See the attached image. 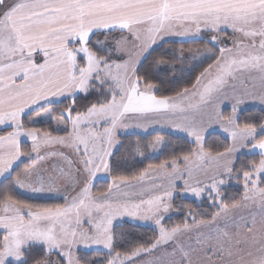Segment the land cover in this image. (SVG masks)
<instances>
[{"label":"snow or ice","instance_id":"snow-or-ice-1","mask_svg":"<svg viewBox=\"0 0 264 264\" xmlns=\"http://www.w3.org/2000/svg\"><path fill=\"white\" fill-rule=\"evenodd\" d=\"M0 264H264V0H0Z\"/></svg>","mask_w":264,"mask_h":264},{"label":"trees","instance_id":"trees-1","mask_svg":"<svg viewBox=\"0 0 264 264\" xmlns=\"http://www.w3.org/2000/svg\"><path fill=\"white\" fill-rule=\"evenodd\" d=\"M189 46V43L180 44L176 43L175 45H172V47L179 49L183 47L184 49ZM249 115L248 112L244 113V116ZM243 119V117H242ZM35 127L40 128H46L47 125H36ZM164 138L166 140L171 141L172 144H176L177 140L175 137H169L165 134ZM157 134H148V135H137L136 133H128L127 135H120L117 139V145L114 149L115 155L112 157V160L115 164L118 165V167H115L113 169V175H124L131 177L133 175L138 174L143 168L147 167L149 163H159L161 160L165 159L169 155V149H164L160 155L153 159H145V160H138L137 155L140 154V152L136 151L137 145L140 146L142 152H145L149 147L148 145L156 138ZM208 142L209 143H217V144H225L226 141L223 140V138L219 135H208ZM111 179V178H109ZM107 187L106 182H98L96 184L95 190H104ZM238 196V193L235 191L234 188H228L227 190V198H231L232 196ZM22 199L25 197H21ZM29 202L33 203H56V202H62L59 199H49V200H38V199H32ZM176 203H180V200L177 199ZM185 204L189 203L188 201L184 202ZM201 210H204L203 208ZM183 218V214H181L179 217L173 215L172 219L170 221H167V223L172 224L178 222L180 219ZM129 230V225L124 224H116L115 231L117 233H120L122 231ZM137 233H143L145 231L148 232V235H151V231L144 227V228H138L135 229Z\"/></svg>","mask_w":264,"mask_h":264},{"label":"rangeland","instance_id":"rangeland-1","mask_svg":"<svg viewBox=\"0 0 264 264\" xmlns=\"http://www.w3.org/2000/svg\"><path fill=\"white\" fill-rule=\"evenodd\" d=\"M198 47H203L202 45H200V44H193V43H189V46H187L186 48H185V51H187V49H189V48H198ZM44 123H37L36 125H43ZM36 125H34V126H36ZM128 133H136V130H129V132ZM143 134V133H142ZM148 134H157V133H155V132H151V131H149L147 134H143V135H148ZM161 134H163V133H161ZM118 139V138H117ZM156 139V138H155ZM154 139V140H155ZM153 140V141H154ZM30 143V142H29ZM117 145V144H116ZM116 145L114 146V149H115V147H116ZM113 149V150H114ZM162 151L161 150H159V149H157L156 151H153L151 148H148L145 152H143V156H141V153L140 154H138L137 155V158H138V160H145V159H153V158H156V157H158L159 155H160V153H161ZM33 199H36V198H33ZM49 199H58V198H56V197H49V198H43V199H38V200H49ZM117 224H119V223H117Z\"/></svg>","mask_w":264,"mask_h":264}]
</instances>
